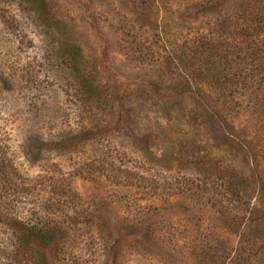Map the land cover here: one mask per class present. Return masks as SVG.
Instances as JSON below:
<instances>
[{
    "label": "rangeland",
    "instance_id": "1",
    "mask_svg": "<svg viewBox=\"0 0 264 264\" xmlns=\"http://www.w3.org/2000/svg\"><path fill=\"white\" fill-rule=\"evenodd\" d=\"M0 264H264V0H0Z\"/></svg>",
    "mask_w": 264,
    "mask_h": 264
}]
</instances>
